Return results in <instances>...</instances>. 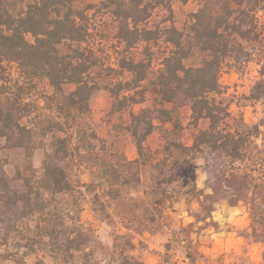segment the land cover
Wrapping results in <instances>:
<instances>
[{
    "label": "trees",
    "instance_id": "obj_1",
    "mask_svg": "<svg viewBox=\"0 0 264 264\" xmlns=\"http://www.w3.org/2000/svg\"><path fill=\"white\" fill-rule=\"evenodd\" d=\"M188 2L0 0V264H26L27 255L43 251L54 264H94L100 236L82 219L86 192L96 216L111 218L113 208L127 220L130 188L154 201L167 194L165 185L186 180L188 194L197 189L194 159L234 163L247 158L250 143L259 146V127L229 125V107L216 95L225 67L244 69L256 51L264 53V0H200L179 22L176 5ZM260 75L253 100L264 98V60ZM99 89L111 94V113L128 114L123 129L137 158L127 159L98 131L91 99ZM185 107L191 145L181 139ZM155 131L164 139L159 159L146 148ZM148 165L156 170L149 183ZM84 169L89 183L80 179ZM261 209L254 220L263 223L264 203ZM119 238L118 264H138L120 246L132 240Z\"/></svg>",
    "mask_w": 264,
    "mask_h": 264
},
{
    "label": "rangeland",
    "instance_id": "obj_2",
    "mask_svg": "<svg viewBox=\"0 0 264 264\" xmlns=\"http://www.w3.org/2000/svg\"><path fill=\"white\" fill-rule=\"evenodd\" d=\"M97 1V0H91ZM200 0L177 4V19L183 21L186 13L196 9ZM259 21L264 33V9L259 10ZM264 53L256 51L244 69L225 67L220 73L221 92L216 95L229 107L227 123L243 122L257 125L260 135L250 143L244 161L234 163L223 157L200 156L192 161L193 177L197 189L186 192V180L179 184L165 185V191L154 201L142 199L141 190L129 189L130 199L124 201V212L129 218H119L115 209H109L111 218L96 216L92 206V194L85 193L82 219L91 224L99 238L93 243L96 249L94 264H118L122 261L118 247L121 234H127L133 246L120 245L125 255H134L138 264H264V222L255 221V210H262L264 203V98H250L252 87L261 79L260 69ZM44 90H51L43 82ZM74 89L68 85L67 90ZM113 99L105 89H99L91 99L92 116L101 135L108 138L113 149L127 159L138 157V149L129 132L123 129L127 113H111ZM149 102L134 107L140 111ZM184 144L193 143V131L188 126L191 111L182 110ZM164 139L155 131L146 141V148L160 158ZM261 149V150H260ZM44 154L35 155L40 164ZM155 162V161H154ZM233 165L235 171H231ZM156 170L147 166L144 180L153 181ZM83 183L91 181L90 172L84 169L80 175ZM145 183V184H147ZM176 185L184 188H175ZM163 194V196H162ZM137 200L133 205L132 201ZM133 205V207H132ZM257 213V212H256ZM155 216V220L149 217ZM116 246V247H115ZM120 257V258H119ZM26 264H54L46 252L31 253ZM5 264H15L11 261ZM59 264V263H58Z\"/></svg>",
    "mask_w": 264,
    "mask_h": 264
}]
</instances>
